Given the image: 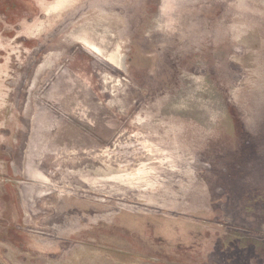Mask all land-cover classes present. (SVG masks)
<instances>
[{
  "label": "rangeland",
  "instance_id": "obj_1",
  "mask_svg": "<svg viewBox=\"0 0 264 264\" xmlns=\"http://www.w3.org/2000/svg\"><path fill=\"white\" fill-rule=\"evenodd\" d=\"M0 264H264V0H0Z\"/></svg>",
  "mask_w": 264,
  "mask_h": 264
},
{
  "label": "bare ground",
  "instance_id": "obj_2",
  "mask_svg": "<svg viewBox=\"0 0 264 264\" xmlns=\"http://www.w3.org/2000/svg\"><path fill=\"white\" fill-rule=\"evenodd\" d=\"M58 8V7H57Z\"/></svg>",
  "mask_w": 264,
  "mask_h": 264
}]
</instances>
